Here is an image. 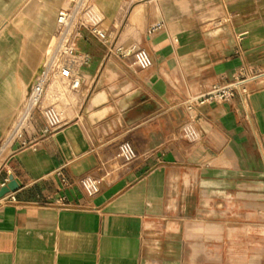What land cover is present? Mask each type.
<instances>
[{
  "label": "crops",
  "instance_id": "obj_1",
  "mask_svg": "<svg viewBox=\"0 0 264 264\" xmlns=\"http://www.w3.org/2000/svg\"><path fill=\"white\" fill-rule=\"evenodd\" d=\"M65 2L0 0V181L17 187L0 198V264H264V0H95L107 41L81 28L89 62L44 87L61 128L35 111L8 140ZM236 77H255L248 96L187 110ZM252 231L260 243L233 240Z\"/></svg>",
  "mask_w": 264,
  "mask_h": 264
},
{
  "label": "built area",
  "instance_id": "obj_2",
  "mask_svg": "<svg viewBox=\"0 0 264 264\" xmlns=\"http://www.w3.org/2000/svg\"><path fill=\"white\" fill-rule=\"evenodd\" d=\"M100 24L101 17L96 8L95 0H69V6L58 11L55 35L46 51L41 70L26 94L27 100L24 101L18 112L17 122L8 135V140H14L21 136L24 123L35 111H39L43 117V132L45 134H52L61 128L62 118L59 111L54 106L41 105L45 84L55 72H58L64 78H69L72 65H86L89 62L87 54L79 55L77 53L74 40L79 35L80 29L84 28L91 35L106 42L107 36L100 28ZM111 50H115L121 57L126 56L120 47L115 48V46H112ZM132 56L134 64L140 69H147L152 64L150 55L145 49H136L132 52ZM254 78L236 77L228 83L215 85L201 97L188 99L185 106L188 111H192L197 104L205 102L225 103L230 101L236 94L248 96L250 89L247 84ZM78 85L79 81L73 79L71 88H77ZM117 157L124 163L132 162L136 157L133 145L129 141H121L117 145ZM3 168L4 163L0 159V175ZM6 183L7 179L0 181V189ZM80 183L88 196H94L100 190L101 179L89 175L81 179Z\"/></svg>",
  "mask_w": 264,
  "mask_h": 264
},
{
  "label": "rangeland",
  "instance_id": "obj_3",
  "mask_svg": "<svg viewBox=\"0 0 264 264\" xmlns=\"http://www.w3.org/2000/svg\"><path fill=\"white\" fill-rule=\"evenodd\" d=\"M66 3H68L67 6L65 7H59L57 8L60 9V8H67L69 6V0H66ZM56 10V12H57ZM264 236V234H263ZM233 240L237 243V242H240V243H244V242H255V241H258L260 243V240H259V233H255V232H248V233H245V232H233ZM235 245V244H234ZM235 254V253H234Z\"/></svg>",
  "mask_w": 264,
  "mask_h": 264
},
{
  "label": "water",
  "instance_id": "obj_4",
  "mask_svg": "<svg viewBox=\"0 0 264 264\" xmlns=\"http://www.w3.org/2000/svg\"><path fill=\"white\" fill-rule=\"evenodd\" d=\"M41 68L39 69L38 73L40 72ZM37 73V74H38ZM17 189L15 182L10 179V181L0 189V198L4 197L6 194L13 192Z\"/></svg>",
  "mask_w": 264,
  "mask_h": 264
},
{
  "label": "bare ground",
  "instance_id": "obj_5",
  "mask_svg": "<svg viewBox=\"0 0 264 264\" xmlns=\"http://www.w3.org/2000/svg\"><path fill=\"white\" fill-rule=\"evenodd\" d=\"M67 5H68V3L65 2V4H64L62 7H65V6H67ZM139 11H140V10H139ZM138 13H139V12H138ZM139 14H140V13H139ZM137 18H138V17H137ZM25 100H27V97H26V96H25V98H24V101H25ZM24 101H23V103H24Z\"/></svg>",
  "mask_w": 264,
  "mask_h": 264
}]
</instances>
